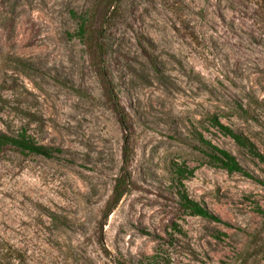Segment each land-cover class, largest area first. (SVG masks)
I'll return each instance as SVG.
<instances>
[{"label":"rangeland","instance_id":"obj_1","mask_svg":"<svg viewBox=\"0 0 264 264\" xmlns=\"http://www.w3.org/2000/svg\"><path fill=\"white\" fill-rule=\"evenodd\" d=\"M105 1L0 0V133L61 150L0 147V264H264V161L209 123L264 157V0ZM108 92L130 183L105 217L125 136ZM176 166L223 224L179 207Z\"/></svg>","mask_w":264,"mask_h":264},{"label":"trees","instance_id":"obj_2","mask_svg":"<svg viewBox=\"0 0 264 264\" xmlns=\"http://www.w3.org/2000/svg\"><path fill=\"white\" fill-rule=\"evenodd\" d=\"M112 1V2H111ZM115 0H106L105 3L108 6H112ZM71 16L75 17L79 21V26L76 32V36L84 41L87 36V21L84 16H76L73 12H71ZM109 100L111 102V110L116 115L117 121L119 123L120 128L124 132V150H123V166L120 169L119 177L115 180V184L112 189L110 200L107 204V210L105 213V217L115 208L118 204L122 196L126 193L129 183L130 176L126 172L124 166L127 164L128 158V136L127 134V125H126V116L123 111L119 108L117 101L113 94L108 92ZM209 123L215 131L225 137L230 138L239 148L244 149L250 156L256 158L258 161H264V157L260 154L256 147L243 135L233 131L229 127L223 125L216 117L211 116L209 118ZM192 137L194 141L197 143V149H201L205 153V155L211 159L216 165L225 170L228 173H239L245 175L247 177H251L247 174L244 169L238 164L234 156L230 153L217 148L212 145L210 141L204 138L202 133L197 130L193 132ZM10 146L15 149H18L21 152H27L29 154H34L38 156H42L45 158H51L55 153H61L59 149H52L45 146H40L34 143L31 139L25 137V132L18 134V136L12 137L8 136L4 133H0V147ZM193 171L186 167L176 166L173 170V175L175 176V182L177 183V196H178V204L179 207L188 212L190 215L201 217L204 219H208L217 223H224L218 217L210 213L205 207L200 204L191 201L187 198L184 184L183 182L192 176ZM258 213L264 216V212L262 210H258ZM152 262H156L158 260L157 256H152L149 258Z\"/></svg>","mask_w":264,"mask_h":264}]
</instances>
